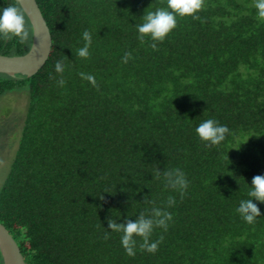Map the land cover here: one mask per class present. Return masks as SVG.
Segmentation results:
<instances>
[{
  "label": "trees",
  "instance_id": "obj_1",
  "mask_svg": "<svg viewBox=\"0 0 264 264\" xmlns=\"http://www.w3.org/2000/svg\"><path fill=\"white\" fill-rule=\"evenodd\" d=\"M36 1L50 55L30 78L0 74V98L27 96L0 187V223L25 264H264V203L253 200L261 214L253 224L236 212L264 175V21L255 0H203L176 16L163 41H141L136 26L167 0ZM8 6L21 11L0 0ZM25 29L23 41L0 36L1 55L29 50L26 18ZM85 31L89 55L80 58ZM209 119L229 129L220 145L196 135ZM176 169L188 182L182 192L164 176ZM154 210L171 217L148 237L156 250L134 235L130 255L109 222Z\"/></svg>",
  "mask_w": 264,
  "mask_h": 264
},
{
  "label": "clouds",
  "instance_id": "obj_2",
  "mask_svg": "<svg viewBox=\"0 0 264 264\" xmlns=\"http://www.w3.org/2000/svg\"><path fill=\"white\" fill-rule=\"evenodd\" d=\"M202 2L203 0H167V10L157 9L155 12H148L143 16V22L136 26L138 39L143 41L145 36H150L153 41H163L166 35L175 28L176 16L184 17L193 15L202 7ZM254 7L257 10L258 19L264 21V0H255ZM27 35L25 17L22 11L16 6L0 8V36L4 38L18 37L23 41ZM83 39L85 45L78 49L76 54L80 58H87L91 44V37L88 31L83 33ZM152 47L155 48V44ZM55 71L57 73L64 71L63 65L60 62L55 64ZM84 78L93 84L95 83L94 78L90 75ZM59 83L62 85L64 81L61 79ZM195 132L198 138L202 142H205L206 146H217L225 140L229 129L227 126L220 125L217 121L209 119L200 123L196 127ZM164 176L168 186L172 189L181 192L186 189L188 182L184 173L179 169L166 172ZM247 196L248 199L240 201L236 212L245 223L253 224L261 216L258 205L253 200L264 203V175H256L252 178ZM173 202L171 199L169 200L170 204ZM170 219L171 217L169 215L164 214L162 216L159 210H154L152 217L141 215L135 220H126L124 223L110 221L108 229L123 233L121 243L130 255L132 254L131 245L134 243V235L143 237L147 250L154 252L157 244H149L148 237L154 226L166 228V220Z\"/></svg>",
  "mask_w": 264,
  "mask_h": 264
},
{
  "label": "water",
  "instance_id": "obj_3",
  "mask_svg": "<svg viewBox=\"0 0 264 264\" xmlns=\"http://www.w3.org/2000/svg\"><path fill=\"white\" fill-rule=\"evenodd\" d=\"M16 1L29 25L30 47L23 55L0 54V74L21 80L34 76L44 66L51 52L52 38L37 1ZM0 256L3 264H25L17 242L1 223Z\"/></svg>",
  "mask_w": 264,
  "mask_h": 264
},
{
  "label": "rangeland",
  "instance_id": "obj_4",
  "mask_svg": "<svg viewBox=\"0 0 264 264\" xmlns=\"http://www.w3.org/2000/svg\"><path fill=\"white\" fill-rule=\"evenodd\" d=\"M27 96L22 90L8 92L0 98V187L9 171L25 123Z\"/></svg>",
  "mask_w": 264,
  "mask_h": 264
}]
</instances>
